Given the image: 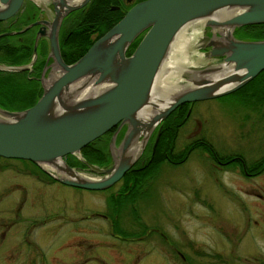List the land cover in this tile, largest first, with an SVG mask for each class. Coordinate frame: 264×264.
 I'll list each match as a JSON object with an SVG mask.
<instances>
[{
	"label": "rangeland",
	"instance_id": "1",
	"mask_svg": "<svg viewBox=\"0 0 264 264\" xmlns=\"http://www.w3.org/2000/svg\"><path fill=\"white\" fill-rule=\"evenodd\" d=\"M198 36L188 47L197 66L213 61ZM262 94L248 105L240 92L195 101L177 129L174 152L205 138L218 153H237L254 166L264 153V105H253ZM214 162L199 147L182 162H163L137 199L117 209L108 198L121 181L80 188L27 172L21 165H33L19 158L0 157L11 165L0 172V264H264V169L247 176L230 162L221 168Z\"/></svg>",
	"mask_w": 264,
	"mask_h": 264
},
{
	"label": "water",
	"instance_id": "2",
	"mask_svg": "<svg viewBox=\"0 0 264 264\" xmlns=\"http://www.w3.org/2000/svg\"><path fill=\"white\" fill-rule=\"evenodd\" d=\"M22 1L0 0V20L15 14ZM52 1L55 12L50 20L1 33L41 23L32 60L0 64V69L28 68L42 35L48 38L49 49L39 74L38 99L23 109L0 106V156L29 159L68 185L86 189L113 185L143 153L154 128L178 105L228 94L264 69V38H241L234 33L242 25L264 23V0H139L71 63L61 55L59 26L67 12L89 0ZM193 22H198L206 54L213 61L183 69L184 85L157 95L173 44ZM124 123L125 132L117 143L116 133ZM113 126L108 147L111 163L103 167L88 163L81 148ZM67 154H79L97 176L70 165Z\"/></svg>",
	"mask_w": 264,
	"mask_h": 264
},
{
	"label": "trees",
	"instance_id": "3",
	"mask_svg": "<svg viewBox=\"0 0 264 264\" xmlns=\"http://www.w3.org/2000/svg\"><path fill=\"white\" fill-rule=\"evenodd\" d=\"M117 0H90L87 5L81 9L71 12L68 20L71 21V27L65 29L61 38V55L65 62L71 63L86 52L89 45L101 36L106 30L118 21L128 6H120L118 9L111 8ZM22 23L25 20H21ZM1 25V24H0ZM4 29L0 28V32ZM95 32L94 36H91ZM235 35L241 38H264V23L245 24L235 29ZM33 35L24 37L23 40L15 39L10 34L0 35V64L4 65H22L28 63L32 58ZM141 35L135 39L129 46L126 54H130L134 49ZM41 47V45H40ZM42 56H38L36 62H33L31 68H23L19 70L0 69V106L10 110L23 109L31 106L40 96L42 92L39 74L45 63V46L42 47ZM264 90V69L256 76L249 80L244 86L231 92H240L241 99H250L256 96L257 92ZM262 94L261 96H263ZM260 97L259 99H261ZM263 99V98H262ZM187 103L180 104L179 106ZM179 109V108H178ZM171 112L164 121L162 131L153 145L154 139L151 138L144 153L138 158L126 174L122 177V185L119 189L112 193L108 200L117 209L124 208L128 203L132 204L134 200L141 194L140 189L143 185L148 184L153 174L163 162L179 163L184 161L187 155L196 147L205 149L209 152L215 161L218 158L230 157L216 151L205 138H199L191 141L182 151L175 153L174 139L176 137L177 126L175 125V117ZM181 117V114L177 116ZM108 134L105 132L101 136L87 143L81 148V154L84 159L94 165L105 166L110 162V154L108 151ZM1 157V156H0ZM24 162L31 163L32 171L35 169L50 180L54 177L43 171L36 163L31 160L23 159ZM66 161L72 166H85V162L80 160L74 154H67ZM233 161V160H232ZM151 177V178H150ZM133 209V207H132ZM114 220V229L122 234L118 223Z\"/></svg>",
	"mask_w": 264,
	"mask_h": 264
},
{
	"label": "flooded vegetation",
	"instance_id": "4",
	"mask_svg": "<svg viewBox=\"0 0 264 264\" xmlns=\"http://www.w3.org/2000/svg\"><path fill=\"white\" fill-rule=\"evenodd\" d=\"M89 1H87V3ZM135 1H137V0H134L131 3H127V5H131ZM52 2H53L52 0H38L37 2L35 0H23L22 3H21V6L18 8V10L15 12V14H13L12 16H10L8 18H5V19L0 20V24H1L0 25V28L4 29L3 31L0 32V35H3L1 33L5 32V31H15V30H18V29L24 27L26 24H29V23L34 22V21H37V20H42V19H49L50 20L53 17L54 12H55L54 11V8H53ZM120 2L121 1L119 0L115 4V5H117V7L116 8H113V9H118L121 6ZM87 3L84 4L83 6H81L78 9H81V8L85 7L87 5ZM122 5L125 6V4H123V3H122ZM75 10H77V9H75ZM75 10H73V11H75ZM73 11H70L69 13L67 12V14L63 17L62 22H61V24L59 26V45H60V51H62L61 50V43H62L61 42V38H62V34L64 33L65 29H68V28L71 27V21L68 20V16ZM20 20H25V22L24 23H20ZM40 25H41V23L32 24L31 26H29L28 28L24 29L23 31L13 32V33H6V34H10L15 39H19V40H23V38L25 36L26 37L27 36L30 37V36L33 35V37H32L33 38L32 55H33V45L35 44L34 43L35 42V36L37 34L36 32H37L38 28L40 27ZM37 43H38L37 46H36V54L37 55H36V58L34 59L33 62H36L38 56L40 57V56H42L44 54L43 53L44 51L42 52V50H43L42 47L45 46V53H46L45 54V59H46L47 54H48L47 53L48 52V49H49V40H48V38L46 36L42 35L41 37L38 38ZM40 45H41V47H40ZM241 100L243 101V103L244 102L245 103L247 102V105L250 102H252L251 100H248V99H241ZM195 101H197V100H195ZM195 101L184 102V103H187V104L182 105V106H179L178 105L174 109L176 111L173 114V116L176 119L175 125L177 126V129L181 125H183L186 122V120H188V118L193 113V109L194 108H192V105L194 104ZM260 103H263V105H264V99L263 100H257V101H255L253 105L254 106H258ZM174 110H172L171 112H173ZM180 114H181V117L178 118L177 116L180 115ZM165 119H164V121H166ZM164 121H162L161 123H159L156 126V128H154L153 132L151 133V135H150V137L148 139V142L146 143V145L144 147V150L147 148L148 143L150 142L151 138L154 139L153 145H155V142L157 140L156 135L158 134V136H159L160 131H162L161 129L164 126V123H165ZM196 121H197V124L199 125L200 124V121L198 120V117L196 118ZM164 127L166 128L167 126H164ZM115 128H116V126H113L112 128H110L109 130L106 131V132H109L110 133V134H108V138H109L108 143L109 144H110V138H111L112 134H114L113 132H114ZM125 128H126V124L124 123L118 129V131H117L118 133H116V140H115L117 143H119V140L121 139L122 134L125 132ZM109 144H108V147H109ZM144 150L142 151L143 153H144ZM141 155H142V153L140 154V156ZM228 155L229 156L231 155V156L228 157V158H225V157L218 158V160H216L214 163L219 168H221L223 166H226L230 162V163H232L231 164V167L234 166V168H237V171H238V173H240V175L242 174V175H247V176H252L254 174H257V173H259L260 171H262L264 169V153L262 154V157H260L259 160H257L256 163L254 164V166H252V167H250L249 163H247L245 157H243L242 155H239L237 153L227 154V156ZM140 156L138 158H140ZM138 158H137V160H138ZM19 159H21V158H19ZM137 160L135 162H137ZM135 162H134V164H136ZM110 163H111V160H110V162L106 166H108ZM134 164H132V166ZM21 166L27 172L32 171L31 168H29V167L28 168H24V167H26V165H23L22 164ZM82 167H84V166H82ZM10 169H11V165L9 166V165H6V164H0V172H3L5 170H10ZM41 169L43 171H45L42 167H41ZM129 169H127V171ZM17 170H19V168H17ZM127 171H125L124 174H126ZM39 173H41V172H39ZM122 177L117 182H119V181L122 182V180H121ZM55 180H53V181H55ZM117 182H115L114 184H117ZM23 204H24L23 203V200L18 203V205L16 206V209H15V214H21L22 213ZM100 214H102V213H100ZM102 215L103 216H106L105 214H102ZM24 238H25V233L22 231V233L20 235V239H24Z\"/></svg>",
	"mask_w": 264,
	"mask_h": 264
},
{
	"label": "bare ground",
	"instance_id": "5",
	"mask_svg": "<svg viewBox=\"0 0 264 264\" xmlns=\"http://www.w3.org/2000/svg\"><path fill=\"white\" fill-rule=\"evenodd\" d=\"M198 26V22L190 23L178 34L173 44L172 52L163 66L161 80L157 83V95H165L167 92L179 89L184 85L185 82L182 81L184 78L181 75V71L185 68H191L190 66H193L197 61L189 55L188 47L196 41L194 36L201 35ZM149 109L150 107L147 108V110Z\"/></svg>",
	"mask_w": 264,
	"mask_h": 264
}]
</instances>
